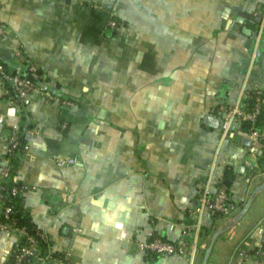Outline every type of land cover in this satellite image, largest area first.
<instances>
[{
    "label": "crops",
    "instance_id": "0c3cea01",
    "mask_svg": "<svg viewBox=\"0 0 264 264\" xmlns=\"http://www.w3.org/2000/svg\"><path fill=\"white\" fill-rule=\"evenodd\" d=\"M20 45L44 87L73 101L35 91L19 119L6 118L0 78V166L19 123L21 206L56 253L31 264H67L65 250L76 264H189L139 241L179 237L204 189L222 181L238 209L202 213L193 264L214 238L207 264H252L244 252L264 222V158L249 130L206 115L264 87V0H0V60L13 65ZM19 242L16 229L0 230V264Z\"/></svg>",
    "mask_w": 264,
    "mask_h": 264
},
{
    "label": "built area",
    "instance_id": "2783aa9c",
    "mask_svg": "<svg viewBox=\"0 0 264 264\" xmlns=\"http://www.w3.org/2000/svg\"><path fill=\"white\" fill-rule=\"evenodd\" d=\"M117 20L113 17L109 24L114 27ZM18 60L11 66L0 60V78L4 82V93L7 98V108L5 110L6 118H18L21 116L23 106L30 104L29 95L35 91H40L48 99L57 100L62 103H72L70 99H63L53 93L49 88L44 87L41 82L42 74L39 63L29 58L20 45L16 50ZM28 69V71H27ZM9 83V85H8ZM253 97L250 103L247 98ZM264 111V87H258L248 91L242 100L238 103L220 102L218 105V117L223 129L229 130L232 126H241L244 122H250L249 132L254 139V144L250 147L253 152H259L264 147V127L258 122L259 115ZM20 124L15 123L11 127L9 134V149L2 157L0 166V230L16 229L25 242L16 247L13 253V264H31L36 261H44L54 258L53 251L49 248L47 253L43 252L42 241H48V235L42 228L33 225L34 231L27 224H19L15 217V204L11 200L7 191L5 181L16 172V166L12 162V153L19 145ZM73 157L60 158V165H66L74 162ZM15 183L10 187V193L15 196L16 201L22 204V197L26 190L24 182H16L19 178L16 173L13 175ZM238 209L237 203L230 194V187L222 181L211 190L205 188L201 195L200 203L190 209V215L194 219L193 223L184 224L181 227L179 237L168 239L162 236H154L148 239L140 240L139 246L144 251H150L158 254H184L187 256L189 264L194 263L196 253L195 242L190 238L191 233L197 231L201 225V215L208 211L214 220L226 219L232 216ZM178 226L177 222H170L172 229ZM81 231L82 227H76ZM257 242L250 250L244 252L245 257H249L252 264H264V222L255 227ZM70 250L64 251V257L68 259L67 264H76L70 262ZM7 264V263H6Z\"/></svg>",
    "mask_w": 264,
    "mask_h": 264
},
{
    "label": "trees",
    "instance_id": "16d2710c",
    "mask_svg": "<svg viewBox=\"0 0 264 264\" xmlns=\"http://www.w3.org/2000/svg\"><path fill=\"white\" fill-rule=\"evenodd\" d=\"M6 65H8L6 63ZM28 71V69H27ZM9 85V83H8ZM247 100L252 103L253 102V97H249L247 98ZM25 109V106H23V110ZM22 110V111H23ZM258 122L261 123V124H264V111L259 115V118H258ZM242 128L243 129H247L249 130L250 128V122H244L242 125ZM18 135H19V139H20V143L19 145L14 149L13 153H12V162L14 164V166H17L18 165V162H19V157L20 155L25 151L26 149V142H27V134L25 131H23V128H22V125H20V129H19V132H18ZM259 155L261 158H264V147H261L260 150H259ZM15 171L12 172V175L5 181V183L7 184V191L10 195V198L11 200L14 202L15 204V217L18 221L19 224H27L28 227L31 229V231H34V229L32 228L33 225H36L31 219H30V216L29 214L23 210L21 204H19L17 201H16V198L15 196H12L11 193H10V187L12 184L15 183V179L13 177V175H15ZM226 176L227 179L226 181L228 183H231L232 180H233V177L229 176V173L228 171L226 172ZM16 182H22L20 179H18ZM0 218H1V215H0ZM25 242V238H21L20 242L18 243L17 247L19 245H21L22 243ZM49 240L48 241H42V245H43V252L44 253H47L48 250H49ZM14 253V252H13ZM53 255H56V253L53 252ZM14 257H13V254L12 256L10 257V259L6 262L7 264H13L14 262Z\"/></svg>",
    "mask_w": 264,
    "mask_h": 264
},
{
    "label": "water",
    "instance_id": "95a60500",
    "mask_svg": "<svg viewBox=\"0 0 264 264\" xmlns=\"http://www.w3.org/2000/svg\"><path fill=\"white\" fill-rule=\"evenodd\" d=\"M244 17H245V14H241V16L239 17L238 21H239V22L244 21ZM257 19H258V21H261V17H260V16L257 17ZM236 26H237V27H240V24H237ZM258 34H259V30H258V29H255V30L253 31V35H254L255 37H257ZM262 66H263V68H264V55L262 56ZM41 82H42V81H41ZM206 120H207L210 124H212V125H216V126L219 125V118H218V117H215V116L212 115V114H207V115H206ZM251 201H252V198L249 199V201L247 202V204H246L245 207L243 208V212H245V211L249 208V206H250V204H251ZM214 240H215V238L213 239L212 243L210 244V246H209V247L207 248V250H206L205 258H204V264H207L208 257H209V255H210V252H211L212 247H213V244H214Z\"/></svg>",
    "mask_w": 264,
    "mask_h": 264
}]
</instances>
